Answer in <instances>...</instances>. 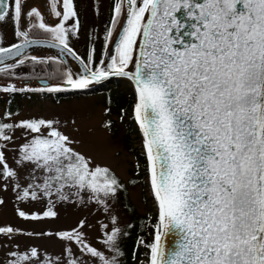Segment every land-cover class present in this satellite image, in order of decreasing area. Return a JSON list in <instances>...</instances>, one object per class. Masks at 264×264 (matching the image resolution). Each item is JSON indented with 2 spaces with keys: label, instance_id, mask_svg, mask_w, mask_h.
Wrapping results in <instances>:
<instances>
[{
  "label": "snow or ice",
  "instance_id": "snow-or-ice-1",
  "mask_svg": "<svg viewBox=\"0 0 264 264\" xmlns=\"http://www.w3.org/2000/svg\"><path fill=\"white\" fill-rule=\"evenodd\" d=\"M48 2L58 23H48L36 7L26 9L25 0H0V22L10 19L18 38V43L0 46V76H15L29 62L63 65L59 57L28 54L29 48L46 46L61 47L83 64L78 74L71 69L62 73L72 89H86L114 75L133 80L134 114L158 205L148 264H264V0H113L104 35L108 59L98 64L94 48L85 61L69 46V35H75L79 25L74 0ZM240 3L242 10L237 11ZM25 17L27 29L21 24ZM60 87L18 88L8 83L0 85V92ZM56 123L0 119L4 188L12 182L18 202L45 205L33 212L17 207V216L32 221L57 218V203L68 202L70 195L84 203L82 193L109 212L108 201L123 185L108 167H91ZM16 129L31 135L16 161L32 165L25 185L3 151ZM110 222V228L101 225L107 251L88 242L82 230L85 220L56 232L22 233L0 226L5 236L54 235L65 243L61 255L45 253L43 258L35 246L20 250L14 245L0 264H84L74 255L73 244L97 264H119L122 229L117 216L111 215ZM171 234L177 237L174 247L165 244Z\"/></svg>",
  "mask_w": 264,
  "mask_h": 264
},
{
  "label": "rangeland",
  "instance_id": "rangeland-1",
  "mask_svg": "<svg viewBox=\"0 0 264 264\" xmlns=\"http://www.w3.org/2000/svg\"><path fill=\"white\" fill-rule=\"evenodd\" d=\"M104 8L108 7L109 0L103 1ZM84 37L85 32H82ZM81 45V42H79ZM61 83L60 79L52 80L49 86ZM118 84L117 86H112ZM106 97L103 91L77 97H64L53 99L40 94H30L11 101L0 100V119L7 123H18L25 119H44L56 121V127L60 132L72 141L71 147L78 153L91 161V167L97 165L110 168L119 178L126 180L135 169V159L129 152L122 137L123 119L133 115L134 97L131 88L122 84L120 80H114ZM109 87V88H110ZM13 111V112H12ZM6 112H12L10 118L4 116ZM110 122V126H109ZM48 130L44 129L47 135ZM13 137L6 142L3 148L8 165L19 173V182L25 185L28 182L31 164L18 165L16 161L20 156V146L31 135L23 129H16L10 133ZM133 136V134H131ZM141 144L139 137L133 139V145ZM39 175V173H37ZM146 183L136 184L128 188V197L139 213H146L152 217L156 212L153 199L149 197L150 189L147 175H143ZM5 181L0 179V226H12L22 230V233L33 232H56L76 227L80 220L86 221L82 229L86 239L94 247L107 251L102 244V224L111 227L110 216L118 217V226L127 222V215L115 199H110L109 212L90 202L88 194L82 193L84 203H80L75 196L70 195L68 202H59L56 205L58 217L54 219H43L39 221L24 220L17 216V207L25 211H43L44 204L31 202L20 203L16 200L13 191V183L8 182L7 189L4 188ZM144 193V194H143ZM14 245H19L20 250L35 246L41 251L55 257L61 255L65 243L57 237L47 235H33L17 233L13 236L0 234V262L5 261L6 253ZM74 255L84 264H97L88 256L81 255L75 244L72 245ZM63 259V257H62Z\"/></svg>",
  "mask_w": 264,
  "mask_h": 264
},
{
  "label": "flooded vegetation",
  "instance_id": "flooded-vegetation-1",
  "mask_svg": "<svg viewBox=\"0 0 264 264\" xmlns=\"http://www.w3.org/2000/svg\"><path fill=\"white\" fill-rule=\"evenodd\" d=\"M104 0H74V7L75 11L78 15L79 25L77 29V33L75 35H69V46L74 52L80 56L83 60L87 61V56L90 49L94 48V59L99 63L101 60L103 53H104V35H105V28L109 25L112 16V6L113 0H109V4L107 8H104L103 4ZM31 7H36L41 11V13L45 16V19L50 24L58 23V19L52 16L50 11V4L48 0H29V3L26 9H30ZM62 11V9H61ZM25 29H27L28 25V18H24ZM69 24L74 23V21H69ZM71 33V29H69ZM82 32H85L84 37L82 36ZM15 26L13 22L9 19L5 22H0V46H10L13 43H18V38L14 35ZM81 42V45L80 43ZM29 55H35L39 57H48V56H55L52 51L47 49H40L39 51L29 52ZM61 59V58H60ZM62 60V59H61ZM13 62V61H12ZM73 60L71 65L77 68L76 62ZM11 63V62H10ZM59 69V71H57ZM65 69H70L66 67L65 64L59 65L58 63L52 64H32L26 63L25 65L19 67L16 70L15 76H0V83L8 84L17 81H25L24 83H28L29 81H36L38 79H47L49 83L44 87H52L54 85L49 86L50 82L54 79H60L61 83L57 84L60 85V90L58 91H25V92H14V93H6L0 92V100H13L16 98H21L30 94H40L45 97L53 98L55 100L61 99L64 97H77L80 95H88L95 92L105 91L111 85H105V83H101L97 86H91L86 89H72L70 85H68L63 78V71ZM55 73V75H52ZM37 88H43L41 85L36 84ZM22 88V87H18Z\"/></svg>",
  "mask_w": 264,
  "mask_h": 264
},
{
  "label": "trees",
  "instance_id": "trees-1",
  "mask_svg": "<svg viewBox=\"0 0 264 264\" xmlns=\"http://www.w3.org/2000/svg\"><path fill=\"white\" fill-rule=\"evenodd\" d=\"M117 85L118 84L112 86ZM110 89L111 87L103 92L106 97ZM121 129L124 143L135 159V169L126 180H123L109 168L123 185V187L118 190L115 197L127 215V222L120 227L122 229V234L118 241V245L123 255L119 257V264H148L150 254L148 245L152 243L154 237V226L157 224V215L156 212L154 214L152 213V217L148 216L146 213H139L128 197L129 187L143 182L147 184V181L143 180V175H147L148 172L147 162L145 154L142 151V145H133V139L138 137V131L132 114L130 117L123 119V126ZM131 134H133V136H131ZM148 195L151 197L150 193ZM128 225H131V227H128ZM124 233L127 234L125 235Z\"/></svg>",
  "mask_w": 264,
  "mask_h": 264
},
{
  "label": "water",
  "instance_id": "water-1",
  "mask_svg": "<svg viewBox=\"0 0 264 264\" xmlns=\"http://www.w3.org/2000/svg\"><path fill=\"white\" fill-rule=\"evenodd\" d=\"M28 3H29V0H25V7H27ZM240 10H242V3H240V4L237 5V11H240ZM182 11L183 10H181V13H178L177 15L178 16L182 15ZM21 24H22L23 27H25L26 22H24V18H22ZM185 39L187 40L188 37H185ZM112 48L114 49V45H112ZM40 49H47L49 51H52L59 58H61L62 60H64L65 61L64 64L66 65V67H69L74 73H77L78 74L79 71H80V69L83 68V64H81V62L79 60H76L75 57L71 53H68V52L62 50L61 47L49 48V47H46V46H34V47L28 49V53L29 52L31 53V52L39 51ZM102 58H104L105 60L108 59L107 56H104V53H103ZM73 60L76 62L77 68H75L74 66L71 65V62ZM6 62L10 63L12 61H6ZM132 70H134V67L132 68ZM114 80H120L122 84H125V85H128V86L131 87L132 92H133V95H134V106H135L136 99H137L136 98L135 84H134L133 80L131 78H129V77H124V76H120V75H114V76L107 77V78H105L104 80H102L100 82H95L91 86H97V85H99L101 83H105V85H109V84H112ZM25 81H28V80H24V81H21V82L19 81V83L16 81L15 82V85L17 87H29V88H36V89H38L35 86V83L41 85L43 88L49 83V81L47 79H38L35 82L34 81H29L28 83H24ZM0 85H6V84L0 83ZM91 86H89V87H91ZM133 118H134V121H135V124H136V128H137V131H138V136H139V138L141 140V143H142V151L145 154V150H144V147H143V135H142V132L140 130L139 124L136 121L135 114H134V108H133ZM145 158H146V162H147V156H146V154H145ZM147 168H148V162H147ZM148 183H149V189H150V192H151V195H152V199H153V206H154V208L156 210L157 222H158V205H157V202H156L155 197H154V195L152 193V190H151V184H150V180H149V174H148ZM176 239H177V237L174 234H171V235H169L166 238L165 244L168 247H174ZM152 242H153V240H152Z\"/></svg>",
  "mask_w": 264,
  "mask_h": 264
}]
</instances>
